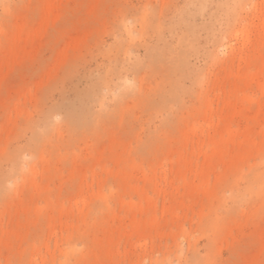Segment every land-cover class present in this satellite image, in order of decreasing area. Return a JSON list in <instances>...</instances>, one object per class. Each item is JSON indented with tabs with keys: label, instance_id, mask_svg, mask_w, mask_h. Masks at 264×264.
Masks as SVG:
<instances>
[{
	"label": "rangeland",
	"instance_id": "rangeland-1",
	"mask_svg": "<svg viewBox=\"0 0 264 264\" xmlns=\"http://www.w3.org/2000/svg\"><path fill=\"white\" fill-rule=\"evenodd\" d=\"M0 264H264V0H0Z\"/></svg>",
	"mask_w": 264,
	"mask_h": 264
}]
</instances>
